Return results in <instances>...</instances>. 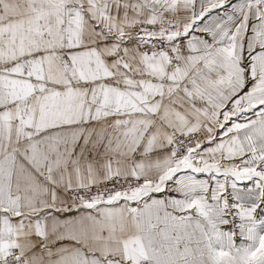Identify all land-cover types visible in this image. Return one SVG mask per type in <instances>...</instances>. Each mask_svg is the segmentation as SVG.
I'll use <instances>...</instances> for the list:
<instances>
[{"label":"snow or ice","instance_id":"6c2138e0","mask_svg":"<svg viewBox=\"0 0 264 264\" xmlns=\"http://www.w3.org/2000/svg\"><path fill=\"white\" fill-rule=\"evenodd\" d=\"M0 264H264V0H0Z\"/></svg>","mask_w":264,"mask_h":264}]
</instances>
